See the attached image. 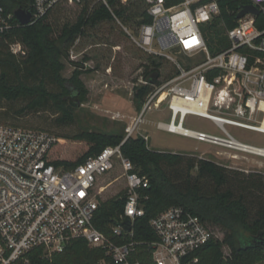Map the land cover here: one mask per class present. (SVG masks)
<instances>
[{
  "label": "built area",
  "instance_id": "built-area-1",
  "mask_svg": "<svg viewBox=\"0 0 264 264\" xmlns=\"http://www.w3.org/2000/svg\"><path fill=\"white\" fill-rule=\"evenodd\" d=\"M249 1L259 15L237 19L226 31L229 47L217 54L211 53L205 38L207 27L221 14L217 0H33L29 24L63 3L102 5L140 51L162 62L159 84L143 108L144 114L165 104L170 119L157 122L159 130L219 146L235 160L248 155L264 158V147L243 142L227 130L233 126L264 134V29L257 24L260 16L264 18V0ZM120 8L126 9L125 16L119 14ZM134 8L140 9L138 16L128 22ZM15 11L0 7V39L21 25ZM81 41L82 36L70 48L72 57ZM11 51L25 54L20 43L11 45ZM191 115L211 121L222 135L185 127ZM140 121L141 117L127 127L119 145L107 146L68 170L48 162L59 143L57 136L0 122V264H32L34 253L52 260L77 238L105 252L108 260L99 264L198 262L194 254L215 235L184 207L173 206L150 220L156 240L135 237L136 220L146 214L148 197L143 193L150 180L135 170L122 146ZM116 160L126 179L125 205L109 237L94 224L99 206L95 186ZM127 220L129 231L122 226Z\"/></svg>",
  "mask_w": 264,
  "mask_h": 264
},
{
  "label": "trees",
  "instance_id": "trees-1",
  "mask_svg": "<svg viewBox=\"0 0 264 264\" xmlns=\"http://www.w3.org/2000/svg\"><path fill=\"white\" fill-rule=\"evenodd\" d=\"M33 0H0V7L14 11L29 9ZM221 8L220 16L214 20L205 33L212 54L229 47L226 31L237 23V15L249 0H217ZM77 5V4H76ZM74 5L60 4L45 18L28 25H19L0 39V103L23 101L24 105L12 114L22 116L42 110L59 114L58 123L71 124L75 120L77 102L82 103L87 95L81 79L83 63L73 61L75 67L71 77L66 78L64 61L70 59V48L74 42L86 34L87 29L111 21L109 11L100 4L86 3L81 7L76 21H60L64 12ZM125 16L126 9L118 10ZM138 16V12L127 16L129 22ZM260 29H264V18L257 19ZM20 43L25 54H14L11 45ZM162 62L147 55L143 85L136 87L134 100L143 107L147 97L159 84L162 75ZM75 97L77 100H75ZM10 112L2 113L0 122L9 123ZM20 127V126H18ZM60 139L82 141L86 150L74 160L59 155V143L54 146L48 162L57 167L72 169L90 157L96 156L107 146H117L125 135L112 133L82 132L73 136L58 135ZM123 155L135 166V170L150 180V188L143 196L146 214L136 220L135 237L138 240H156L149 226L152 218L173 206H181L201 218L208 225L220 227L225 232L223 241L216 238L197 251L195 264H264V205L256 213L249 207L246 193L240 195L226 186L232 185L227 171L211 161H187L186 178L178 179L172 174L184 162L182 154L154 151L149 148L144 137H130L122 146ZM198 169L197 178H208L215 183L212 192H205L201 184L192 181L194 168ZM173 170V171H170ZM240 181V188L247 192L249 188L264 190V174L250 173ZM94 220L95 226L111 237L112 228L118 224L124 213L125 190L115 197L102 200ZM228 246L230 256H225L223 247ZM32 264H99L108 260L100 248L92 249L84 238L71 241L64 252L57 253L52 260H43L38 253L31 256Z\"/></svg>",
  "mask_w": 264,
  "mask_h": 264
},
{
  "label": "rangeland",
  "instance_id": "rangeland-1",
  "mask_svg": "<svg viewBox=\"0 0 264 264\" xmlns=\"http://www.w3.org/2000/svg\"><path fill=\"white\" fill-rule=\"evenodd\" d=\"M134 8L133 13L139 12ZM81 7L74 5L68 7L60 21H76ZM132 25V24H131ZM204 30V26L202 27ZM80 48L76 55L68 61H64L65 70L62 72L66 78L71 77L75 67L73 61L83 63L84 73L81 76L85 84L87 95L85 100L78 103L75 120L71 124L58 123L59 114L54 111L42 110L36 113H26L22 116H14L12 113L24 105L23 101L0 103V117L6 111L10 112L9 122L22 128L42 130L58 137L73 136L82 132L118 133L127 135L126 129L133 125L134 120L142 118L138 123L137 131L133 137H149V148L154 151H164L182 154L184 162L178 168L179 172L173 175L186 178L188 171L187 161H211L224 168L231 178V187L236 194L246 193L249 199V207L253 213L264 205V190L249 188L244 192L240 188V181L246 179L251 171L264 172V158L248 155L247 158L239 156L233 159L232 154L225 149L201 142L193 138L159 130L156 123L169 121V112L165 104L160 108L152 106L143 114V107H138L134 95L136 87L145 82L144 72L147 63V55L140 51L122 31L115 21H107L87 29L82 36ZM75 100L77 98L75 97ZM185 127L222 135L221 130L211 121L197 116H188ZM227 130L243 142L264 147V134L227 126ZM59 155H65L74 160L87 148L82 141L66 140L59 138ZM197 167L191 174L192 181L201 184L203 191L212 192L215 183L208 178H197ZM126 179L123 177V167L120 160H116L114 168L109 173L98 178L95 186L97 196L102 200L115 197L124 191ZM215 238L223 241L225 232L218 226L209 224ZM224 255L230 256L228 246L223 247Z\"/></svg>",
  "mask_w": 264,
  "mask_h": 264
},
{
  "label": "water",
  "instance_id": "water-1",
  "mask_svg": "<svg viewBox=\"0 0 264 264\" xmlns=\"http://www.w3.org/2000/svg\"><path fill=\"white\" fill-rule=\"evenodd\" d=\"M247 14L259 15V10L254 7L253 5H246L242 7V10L238 13L237 19L243 18ZM15 15L19 20L21 25H28L31 21V11L30 9H17L15 11ZM122 226L129 231L130 230V222L127 220L126 222L122 223Z\"/></svg>",
  "mask_w": 264,
  "mask_h": 264
}]
</instances>
